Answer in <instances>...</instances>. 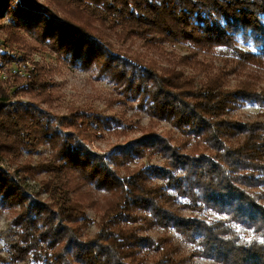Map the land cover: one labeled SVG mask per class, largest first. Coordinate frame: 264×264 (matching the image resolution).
I'll return each instance as SVG.
<instances>
[{
    "label": "trees",
    "instance_id": "16d2710c",
    "mask_svg": "<svg viewBox=\"0 0 264 264\" xmlns=\"http://www.w3.org/2000/svg\"><path fill=\"white\" fill-rule=\"evenodd\" d=\"M56 1L60 11L39 0H0V57L13 59L15 51L32 55L25 46H13L27 31L58 57L81 61L84 69L98 64L120 88L121 101L137 102L140 111L171 123L188 139L175 145L169 136L147 130L98 153L88 142L112 127L116 116L89 110L61 115L42 107L36 93L42 90L44 101L50 99L44 92L49 80L38 63L30 73L0 79V159L45 142L53 150L37 166L18 168L50 177L43 182L48 200L29 195L23 179L0 165V206L18 210L13 260L139 264L142 253L154 251L161 255L156 264H175L173 250L165 248L171 237L141 235L142 229L160 228L192 243L200 257L264 264V120L245 122L232 115L247 103L264 107V89L252 82L225 88L224 75L198 86L175 67L158 69L155 62L105 42L109 34L124 41L139 37L154 45L183 44L195 55L223 48L237 64L264 67V0ZM23 79L28 83L20 86ZM5 87L35 98L12 100ZM193 139L209 152L187 150ZM155 155L164 162L129 167ZM96 192L110 198L99 232L85 238L87 207H92L85 199ZM205 210L222 217L209 220L201 214Z\"/></svg>",
    "mask_w": 264,
    "mask_h": 264
},
{
    "label": "rangeland",
    "instance_id": "374dc122",
    "mask_svg": "<svg viewBox=\"0 0 264 264\" xmlns=\"http://www.w3.org/2000/svg\"><path fill=\"white\" fill-rule=\"evenodd\" d=\"M39 2L49 5L57 11H60V6L56 0H39ZM109 33V32H107ZM22 43L14 41L13 46H22L31 51L32 55L26 56L16 51L13 53L15 57L12 61L25 59L30 62L32 72L37 63L46 71V80H49L46 92L50 99L44 101L43 91L37 90L36 98L32 97L27 92L14 95V88H4L12 100L20 99L29 101L35 98L41 101L40 105L57 114H71L80 110H89L94 113H103L105 115L116 116V122L109 129L100 130L88 142L89 147L98 153H108L117 144L125 143L131 139H135L142 135L147 130H154L159 133L169 136L175 145H182L188 139L187 136L179 132L171 123L159 119H153L148 114L140 111L137 102L134 104L121 101L120 88L105 74L100 73V66L96 63L84 69L81 61L73 62L70 58L64 59L58 57L55 53L49 50L48 46L41 43L34 35L23 31L20 33ZM106 37V43L114 45L116 48L127 50L131 56L144 57L147 61L155 62L157 68H173L183 71L184 75L193 78L198 86L205 83L211 76H225V88L233 89L241 85V83L252 82L257 88L264 89V67L251 66L249 64H237L232 57L231 51H226L223 48H217L215 51L207 53L202 52L199 55L193 52L183 44L159 43L157 45L149 44L142 38L133 37L127 40L109 34ZM245 49H252L250 44H241ZM17 49V48H16ZM33 49V50H31ZM188 56V58H184ZM10 60V58H8ZM7 60V61H8ZM9 62V61H8ZM180 63V64H179ZM11 66V65H10ZM8 73L14 71L10 67H5ZM27 73V72H26ZM18 75H9L6 77L8 81ZM20 76V75H19ZM45 76V75H44ZM29 77V76H28ZM23 84H27V79H23ZM20 82V83H21ZM13 94V95H12ZM232 115L237 120L249 122L254 120H264V107H259L255 104L247 103L243 107L232 112ZM199 139H193L188 142L187 150L190 151L194 146L198 152H209L206 145ZM53 150L47 142L38 145L36 150L31 151L29 148L23 147L18 156H11L6 153L2 154L0 165L8 171L14 173L18 179H23L24 185L29 195L48 200V193L45 191L43 182L50 179L45 173L35 172L25 173L19 172V166L25 163H31L37 166L39 163L46 161ZM164 161L158 156L138 159L130 163L131 169H136L146 164L160 165ZM27 175L24 179L23 174ZM158 182V181H157ZM110 194L107 192L91 193L90 197L85 200L92 207H87V215L89 220L83 227L85 238L94 237L100 230L102 225V216L104 208L107 206V201ZM184 199H182L183 201ZM91 202V203H90ZM17 209L0 206V256L4 260L1 264H25L24 262H16L12 258L13 244L19 239L18 228L14 224V218L17 214ZM184 215H192L191 211L183 210ZM202 216L209 220L219 219L222 216L214 213L211 210H205L201 213ZM138 226H141L139 224ZM238 230L243 236L253 237L251 233L238 227ZM141 235L151 236L154 240L161 236L171 237V242L165 248L170 247L173 252L171 255L175 257V264H223L213 259L200 257L194 253L195 246L187 242L175 231H164L163 229H148L141 230ZM161 259L159 252L146 251L142 253V259L139 264H156ZM29 262H32L30 259Z\"/></svg>",
    "mask_w": 264,
    "mask_h": 264
},
{
    "label": "built area",
    "instance_id": "2783aa9c",
    "mask_svg": "<svg viewBox=\"0 0 264 264\" xmlns=\"http://www.w3.org/2000/svg\"><path fill=\"white\" fill-rule=\"evenodd\" d=\"M13 59L8 60V59H3L2 57H0V79L6 80V77L11 75V74H13L14 76L15 75H22V74H25L26 72H28L30 70L31 65H30L29 61H27L25 59H20L14 63L12 61ZM5 67H10L11 69H9V70H11V71L14 68L13 69L14 71H12L11 73H8L7 70L5 69Z\"/></svg>",
    "mask_w": 264,
    "mask_h": 264
}]
</instances>
